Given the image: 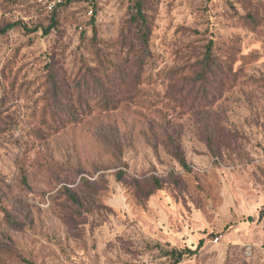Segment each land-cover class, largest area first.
Wrapping results in <instances>:
<instances>
[{
    "label": "rangeland",
    "instance_id": "1",
    "mask_svg": "<svg viewBox=\"0 0 264 264\" xmlns=\"http://www.w3.org/2000/svg\"><path fill=\"white\" fill-rule=\"evenodd\" d=\"M148 1L141 57L120 43L132 0H62L47 35L37 0H0L20 23L0 36V264H168L149 243L200 240L179 264H264V0ZM137 59L117 110L34 135L49 62L73 91Z\"/></svg>",
    "mask_w": 264,
    "mask_h": 264
},
{
    "label": "trees",
    "instance_id": "2",
    "mask_svg": "<svg viewBox=\"0 0 264 264\" xmlns=\"http://www.w3.org/2000/svg\"><path fill=\"white\" fill-rule=\"evenodd\" d=\"M61 3L57 4L51 11L50 24L43 30L44 35L56 28V10ZM149 3L148 0H132L129 5L127 12L128 25L121 30L120 39L121 46L128 55L146 57L150 54L149 38L151 29L145 15ZM90 23L94 28V17H91ZM17 26H20V23L14 22L0 27V36ZM21 27L25 29L24 25ZM211 49L212 42H209L205 56L198 64L200 78L203 77V72H206L209 67ZM143 65L144 62H139L137 59L131 62L129 60L125 61L123 66L109 64V68L103 66L99 69L98 67H86L84 74L75 85V90L72 91L69 86L65 89L63 81L53 72L49 62L46 65L44 74V89L38 101V108L33 114L36 116L35 119L38 123L34 135L41 137L44 132L56 133L69 125L79 124L84 117L95 111L105 113L117 110L123 101L135 96V82L136 84L140 83V71ZM173 155H175L178 163L185 167L184 159L177 156L176 152ZM202 244L203 241L200 240L197 248L191 250L187 246L169 245L167 242L149 243V245H152L151 247L158 249L162 257L168 261V264H179L185 258L191 257ZM28 264L32 263L28 262Z\"/></svg>",
    "mask_w": 264,
    "mask_h": 264
},
{
    "label": "built area",
    "instance_id": "3",
    "mask_svg": "<svg viewBox=\"0 0 264 264\" xmlns=\"http://www.w3.org/2000/svg\"><path fill=\"white\" fill-rule=\"evenodd\" d=\"M39 3H41L45 9L48 11H52L55 6L62 2V0H37ZM214 242H217V238H214Z\"/></svg>",
    "mask_w": 264,
    "mask_h": 264
}]
</instances>
